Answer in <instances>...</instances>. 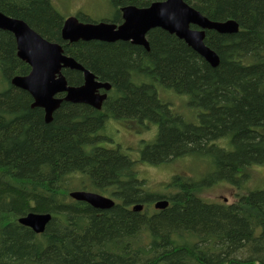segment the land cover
<instances>
[{
    "label": "trees",
    "instance_id": "obj_1",
    "mask_svg": "<svg viewBox=\"0 0 264 264\" xmlns=\"http://www.w3.org/2000/svg\"><path fill=\"white\" fill-rule=\"evenodd\" d=\"M156 1L164 0H108L114 16L106 21L116 23L122 7ZM184 2L212 21L238 23L234 34L206 32L217 67L159 28L147 35L149 50L123 41L68 43L52 0H0V12L61 44L111 85L101 111L64 102L46 123L30 94L11 84L30 67L17 57L14 36L0 30L7 85L0 91V264H264V187L244 186L248 170L264 166V0ZM63 73L69 85L83 83L81 73ZM160 89L180 104L161 99ZM126 119L158 130L134 149L136 160L106 136L107 121ZM210 153L216 160L208 173L199 181L173 177L169 196L146 192L137 176L138 163L164 165L186 155L206 164ZM81 180L88 184L82 190L116 205L99 210L72 199ZM222 182L239 191L234 202L200 196ZM154 199L170 205L153 214L132 209ZM29 213L51 214L43 234L19 224Z\"/></svg>",
    "mask_w": 264,
    "mask_h": 264
},
{
    "label": "water",
    "instance_id": "obj_2",
    "mask_svg": "<svg viewBox=\"0 0 264 264\" xmlns=\"http://www.w3.org/2000/svg\"><path fill=\"white\" fill-rule=\"evenodd\" d=\"M121 12L123 23L119 26L105 21L81 22L77 17H69L65 19L62 27V40L68 43L123 41L149 50L147 35L151 30L159 28L184 41L212 67H217L220 60L216 52L206 45V32H239V25L235 20L212 21L184 0L156 1L143 8L129 5L122 7ZM0 30L14 36L17 57L30 67L29 74L13 77L11 84L30 94L33 99L32 108L44 111L46 123L53 120L54 113L64 102L83 104L96 110L102 108L108 92L111 91V85L98 80L92 71L66 55L61 44L48 41L25 21L2 12ZM64 70L81 73L83 83L78 86L69 85ZM69 196L99 210H108L116 205L113 199L95 192L78 190L70 192ZM169 205L168 200L161 199L155 202L154 208L165 210ZM132 209L141 212L143 206L136 205ZM51 219V214L29 213L20 218L19 224L30 228L36 234H43Z\"/></svg>",
    "mask_w": 264,
    "mask_h": 264
},
{
    "label": "rangeland",
    "instance_id": "obj_3",
    "mask_svg": "<svg viewBox=\"0 0 264 264\" xmlns=\"http://www.w3.org/2000/svg\"><path fill=\"white\" fill-rule=\"evenodd\" d=\"M52 4L64 19L70 16L81 15L92 21L105 20V22H107L112 20V17L114 16L113 9L111 5H109L108 0H52ZM6 87L7 85L3 83L0 76V91L3 89L5 90ZM160 98L166 101L177 102V104L179 101L172 94L164 92L161 89ZM180 102L181 101H179V104ZM106 127V136L111 135L113 138V140H111L112 146L121 147L126 151L129 150L132 155L131 158L134 160L138 158L134 149L139 147L143 141H153L156 139L158 133L157 128L150 124H148L147 127H143L132 123L107 121ZM117 129H119L120 132H118ZM210 154L212 156H210V161L206 164L200 158L186 155L185 157L177 158L176 161L164 165L153 166L149 163H138L136 165L137 176L143 181V189L146 192L155 195L156 197L169 196L173 193V189L169 187L172 183L171 181L173 177H193L199 181L200 177H203L208 173V170L216 160L215 154ZM246 174L247 177L244 180V186L246 188L253 190L264 187V166L255 165L252 169L248 170ZM86 182L87 181L85 180H81V182L74 181L72 185L74 189L72 191L82 190V186H88ZM92 190L93 189L87 191ZM199 192L203 199H206L211 203H232L237 199V195L239 194V191L235 190V188L229 183L223 182L208 189L203 188ZM157 201L158 199H154L148 202L147 206H144L143 211L146 209L150 214L155 213L157 210L154 208V203Z\"/></svg>",
    "mask_w": 264,
    "mask_h": 264
},
{
    "label": "flooded vegetation",
    "instance_id": "obj_4",
    "mask_svg": "<svg viewBox=\"0 0 264 264\" xmlns=\"http://www.w3.org/2000/svg\"><path fill=\"white\" fill-rule=\"evenodd\" d=\"M123 23V17H122V12H121V9H120V19L115 23L116 25H121ZM115 43V42H114ZM127 43H130V44H132L131 42H127ZM133 45V44H132ZM30 72V71H29ZM29 74V73H28ZM104 91H101V93H103ZM110 93V92H109ZM108 93V94H109ZM64 95H62V97H63ZM32 98V97H31ZM32 101H33V99H32ZM105 103V102H104ZM103 107H104V104H103ZM103 107L100 109V110H96V111H101L102 109H103ZM94 109V108H93ZM44 112V111H43ZM112 121H120L121 123H129V124H135V125H140V126H143V127H147V125H148V123L146 122V121H143L142 122V124H140V122L139 121H136V120H112ZM111 121V122H112ZM117 131L118 132H120V130L119 129H117ZM144 142V141H143ZM107 145L109 144V145H111L110 143H106ZM116 147V146H115ZM103 195V194H102ZM103 196H105V195H103ZM105 197H108V196H105ZM108 198H110V197H108ZM111 199H113V198H111ZM114 200V199H113ZM114 201H116V200H114ZM117 203V202H116ZM140 205H142V204H140ZM143 206V205H142Z\"/></svg>",
    "mask_w": 264,
    "mask_h": 264
},
{
    "label": "bare ground",
    "instance_id": "obj_5",
    "mask_svg": "<svg viewBox=\"0 0 264 264\" xmlns=\"http://www.w3.org/2000/svg\"><path fill=\"white\" fill-rule=\"evenodd\" d=\"M103 196V195H102ZM105 197V196H104ZM140 205V204H139ZM136 206V205H135ZM134 207V206H133ZM20 220V219H19ZM19 220H18V222H19Z\"/></svg>",
    "mask_w": 264,
    "mask_h": 264
}]
</instances>
